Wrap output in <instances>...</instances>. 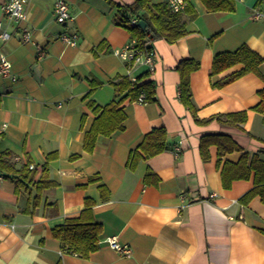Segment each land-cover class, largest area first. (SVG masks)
<instances>
[{"label": "crops", "instance_id": "1", "mask_svg": "<svg viewBox=\"0 0 264 264\" xmlns=\"http://www.w3.org/2000/svg\"><path fill=\"white\" fill-rule=\"evenodd\" d=\"M4 1L0 19L10 38L0 42V55L16 80L0 76V128L7 125L0 153L11 154L13 167L0 171V264H264V204L259 196L240 201L255 186L253 172L228 189L221 177L224 162L237 163L243 152L264 160V114L252 110L264 84L250 73L219 87L238 67L211 75L216 54L245 45L264 57V16L251 19L254 12L264 14V0H233L231 12H209L201 0H187L180 12L186 35L173 44L152 41L153 70L130 72L136 78L148 73L154 101L124 100L123 128L98 136L91 152L84 149L95 118L90 105L106 106L126 94L116 97L115 84L128 73L113 51L135 39L116 25L115 7L135 0H63L73 18L66 22L53 13L56 0H29L19 25L2 17ZM22 28L31 31L43 57L21 43ZM62 33L76 34V45L65 47ZM188 60L198 64L189 75L196 117L245 111L242 130L195 123L179 99L177 66ZM258 73L264 77V61ZM156 128L167 133L166 149L129 170L131 152ZM210 134L229 135L241 152L226 154L218 165L211 146L203 161L200 139ZM21 171L26 179L17 182ZM43 178L54 186L35 202L32 183ZM87 201V216L102 230L99 248L84 259L66 253L52 231L80 217ZM110 237L128 246L131 256L109 248Z\"/></svg>", "mask_w": 264, "mask_h": 264}, {"label": "trees", "instance_id": "2", "mask_svg": "<svg viewBox=\"0 0 264 264\" xmlns=\"http://www.w3.org/2000/svg\"><path fill=\"white\" fill-rule=\"evenodd\" d=\"M209 12H231L234 10L233 0H201ZM115 23L125 28L139 49L152 48L151 42L163 39L167 43L173 44L186 35L185 25L180 13L171 12L166 3L154 4L151 0H135L130 5H117ZM131 19L146 23V29L140 30L137 26H129ZM149 45L146 46V44ZM264 61V57L252 52L247 46L243 45L234 52H224L216 54L212 61L211 75L215 76L238 67L236 71L227 75L218 84L219 87L228 85L238 78L247 74H256L264 84V77L258 73V66ZM198 69V64L192 61L181 62L177 66L181 81L179 84L180 102L191 112L193 119L198 125H206L211 122L224 127H232L242 130L241 127L247 120L245 111L233 114H219L207 120H199L196 117L195 108L191 101V91L189 87V75ZM148 73L139 75L137 83H131L128 79H121L115 84L116 97L123 92L126 94L118 101H112L106 106L90 105L95 116L91 129L85 134L84 149L91 152L95 146L98 136H109L116 130L123 128L125 114L120 104L124 100L136 101L141 93L144 94L147 102L154 101V89L152 83L147 81ZM258 103L252 109L257 113L264 114V86L257 91ZM217 148L218 165L222 157L232 152H241V149L227 134L204 135L200 139V156L203 161L209 159V148ZM167 147V133L163 128L153 129L145 135L141 144L131 152L127 162V168L134 170L138 160L156 156L163 152ZM259 153H241L237 163L225 161L221 169L223 187L228 189L233 181L248 180L253 172V188L240 199L241 203L246 204L251 198L259 196L264 204V160L259 159ZM11 154L8 152L0 153V171L13 172L10 165ZM16 177L26 179L23 174ZM23 182V181H22ZM29 184V182H28ZM31 184V181H30ZM36 189V197L33 201L37 202L40 194L54 186L52 181L41 179L37 183H32ZM91 203L87 201L82 215L78 218L69 219L65 224L53 229L52 235L59 240L63 250L69 254H75L81 258H88L89 255L99 248L101 235V224L87 216L90 213ZM86 215V216H84Z\"/></svg>", "mask_w": 264, "mask_h": 264}, {"label": "built area", "instance_id": "3", "mask_svg": "<svg viewBox=\"0 0 264 264\" xmlns=\"http://www.w3.org/2000/svg\"><path fill=\"white\" fill-rule=\"evenodd\" d=\"M29 0H5L1 6L2 17L9 21L15 22L18 25L22 24L26 20V6ZM168 9L173 13H180L187 7V0H166L165 1ZM53 13L59 22L71 21L73 18L69 15L67 5L63 0H56L53 7ZM264 16L261 12H254L251 19L258 20ZM138 21L136 19H131L129 26H137ZM4 23L0 19V42L8 41L10 38L9 33L5 31ZM59 40L65 47H74L76 45L77 35H68L62 33L59 36ZM21 43L34 45L38 52L39 57H43L44 52L42 49L36 45L32 40V33L26 28L21 29ZM149 43L146 44V46ZM113 54L123 60L127 67L128 80L131 83H137V79L131 76L130 72L135 67L143 66L148 70L152 71L156 62V55L152 48L150 49H139L136 46V41H131L128 45L122 49H115ZM0 76L8 78L11 81H15V77L11 74V63L7 60L4 55H0ZM140 104H146L145 96L141 93L138 99L135 101ZM7 128L6 124H3L0 128V136L3 131ZM31 168H33L31 166ZM2 177L0 176V181ZM106 245L115 250L123 257H130L131 250L126 245H120L115 237H110L105 240Z\"/></svg>", "mask_w": 264, "mask_h": 264}, {"label": "water", "instance_id": "4", "mask_svg": "<svg viewBox=\"0 0 264 264\" xmlns=\"http://www.w3.org/2000/svg\"><path fill=\"white\" fill-rule=\"evenodd\" d=\"M137 27L140 29V30H145L146 29V23L143 22V21H138L137 23Z\"/></svg>", "mask_w": 264, "mask_h": 264}]
</instances>
